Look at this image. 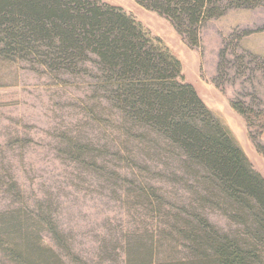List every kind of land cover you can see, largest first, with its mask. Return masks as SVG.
Instances as JSON below:
<instances>
[{
	"label": "trees",
	"instance_id": "trees-1",
	"mask_svg": "<svg viewBox=\"0 0 264 264\" xmlns=\"http://www.w3.org/2000/svg\"><path fill=\"white\" fill-rule=\"evenodd\" d=\"M134 1L195 47L207 20L264 0ZM0 55L89 73L99 93L96 107L112 123V160L70 143L77 159L101 158L97 169L106 179L105 165L138 164L147 178L176 188L164 191L170 201L160 188L122 178L127 207L148 221L117 235L115 264H264V178L185 81L179 60L131 14L102 0H0ZM230 105L245 115L241 102ZM17 201L20 206L0 210V264H68L50 202Z\"/></svg>",
	"mask_w": 264,
	"mask_h": 264
},
{
	"label": "rangeland",
	"instance_id": "rangeland-1",
	"mask_svg": "<svg viewBox=\"0 0 264 264\" xmlns=\"http://www.w3.org/2000/svg\"><path fill=\"white\" fill-rule=\"evenodd\" d=\"M102 1L121 7L162 40L179 60L185 81L264 178V1L207 20L195 47L134 0ZM232 100L244 105L245 115L231 107ZM99 102L89 73L51 71L30 59L0 55V210L20 206L19 199L29 207L48 200L64 235L62 254L68 264H115L111 248L120 250L117 235L140 230L139 223L148 221L127 207L123 177L160 188L170 201L173 197L165 192L176 190L157 176L147 178L138 164L133 169L105 165L106 179L97 169L101 158L77 159L70 143L87 145L93 149L87 154L112 160V123L103 121ZM210 217L224 224L219 215ZM45 243L58 250L50 238Z\"/></svg>",
	"mask_w": 264,
	"mask_h": 264
}]
</instances>
